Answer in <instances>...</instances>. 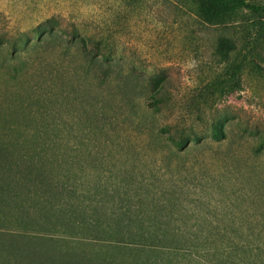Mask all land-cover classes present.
Masks as SVG:
<instances>
[{
	"label": "rangeland",
	"instance_id": "rangeland-1",
	"mask_svg": "<svg viewBox=\"0 0 264 264\" xmlns=\"http://www.w3.org/2000/svg\"><path fill=\"white\" fill-rule=\"evenodd\" d=\"M0 147L6 255L264 264V9L0 0Z\"/></svg>",
	"mask_w": 264,
	"mask_h": 264
},
{
	"label": "trees",
	"instance_id": "trees-1",
	"mask_svg": "<svg viewBox=\"0 0 264 264\" xmlns=\"http://www.w3.org/2000/svg\"><path fill=\"white\" fill-rule=\"evenodd\" d=\"M176 1H179L180 5L188 7L194 13V15L197 16L199 20H201L204 23L212 24V25L219 24L224 21H232L235 18L236 14L242 9H247L254 13L259 12L261 9H264L263 4L248 0H176ZM221 53H223L222 50ZM226 74H228V76L231 77L232 74H234V72L230 68H227ZM214 87L216 86L214 85ZM156 90L157 88L154 91ZM184 144L185 142L179 140L177 142V147L182 148ZM0 149L2 148L0 147ZM16 178L17 177H15L13 173L7 174L5 176L3 172L0 173V188L2 190L5 188L8 189L9 191L13 190L16 187L19 188L20 184L23 183L21 182L19 184L18 183L19 180H15ZM13 197H16V195H14ZM50 212L51 211H48V213ZM5 238H8V241H10V243L16 242L21 239V237H5ZM165 242L167 244H174L177 242V239L176 237L174 238L168 236L165 238ZM51 248L52 250H58L57 248H55L54 245L53 247H50V249ZM15 250L17 251V253H14V251L12 250H8V253L6 255V252H4L3 249H1L0 264H67V260H65V257L63 256L64 254H67V251L64 254H62V250L61 251L58 250L59 255H55L54 257H51L48 255V252L40 248H28V247L23 248L22 246L21 247L18 246L15 247ZM2 254H4V256ZM16 254L19 255L21 259L20 262L14 260ZM60 254H62L61 258H60ZM75 263L89 264L87 260H83L79 258L76 259Z\"/></svg>",
	"mask_w": 264,
	"mask_h": 264
}]
</instances>
